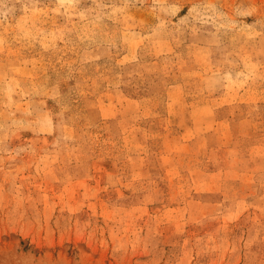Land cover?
Wrapping results in <instances>:
<instances>
[{"label":"rangeland","instance_id":"obj_1","mask_svg":"<svg viewBox=\"0 0 264 264\" xmlns=\"http://www.w3.org/2000/svg\"><path fill=\"white\" fill-rule=\"evenodd\" d=\"M0 264H264V0H0Z\"/></svg>","mask_w":264,"mask_h":264}]
</instances>
